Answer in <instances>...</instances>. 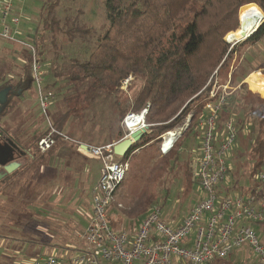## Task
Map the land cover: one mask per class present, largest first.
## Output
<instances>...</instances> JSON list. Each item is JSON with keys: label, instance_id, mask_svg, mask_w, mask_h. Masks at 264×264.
Here are the masks:
<instances>
[{"label": "rangeland", "instance_id": "obj_1", "mask_svg": "<svg viewBox=\"0 0 264 264\" xmlns=\"http://www.w3.org/2000/svg\"><path fill=\"white\" fill-rule=\"evenodd\" d=\"M106 1L18 0L16 10L21 16V25H27L25 26L24 41L36 45L35 48L38 49L35 40L37 37H41L42 46L38 50L42 53L41 55L46 61L44 65H47L48 68L46 70L42 64L46 73L42 87L44 91H52L54 97L50 107L43 111L39 104L38 86L33 79L32 89L24 91V94L36 99V107L28 117L21 116V109H18L21 100L16 97L18 94L16 87L20 82L16 79H10L9 76L11 73L14 74V71L0 63V88L4 86H13L14 88L7 109L0 118V129L4 127V117L11 112L13 116L11 122L7 124L11 130L9 131L13 132L14 127H16L15 137L23 143H31L32 139L28 137L30 133L25 134V136H22L25 131L19 133V124L33 117L36 125L48 127L50 121L59 131L55 126L57 115L66 113L71 109L72 116L67 120L63 129V133L70 140L62 138L57 140L56 138V144L51 152L58 151L60 153L61 150L62 153L67 151L78 154L77 142H84L91 146H107L120 142L121 135H123V139L126 138L128 130L124 120L129 114L134 113L132 104L144 87V81L130 76L122 83V88L97 90L89 98L85 92L90 83L72 80L74 75L80 74L78 62L83 63L88 60L96 48L98 39L109 28L105 9ZM52 3H55V8L53 14L49 15L50 13L46 8ZM241 9L242 7L239 10V15ZM53 19L58 22V26L53 25L51 21ZM72 24L82 26L83 29L89 31V34L77 35L72 39L65 32L67 25ZM240 25L238 16L239 31H241ZM226 37L227 35L225 41L231 46V49H235V53L220 72L214 73L208 83V90L192 105L184 124L191 121L190 125H194L197 116L201 115L200 112L202 114L207 113L203 107L210 100L212 90L215 92L225 91L232 103L234 111L232 116L236 122L239 121L238 115L246 117L248 126L251 125V133L254 126L258 129L259 120H261L257 118V113H251V109L255 108L257 111L263 109L264 85L262 92L255 91L251 81L248 82L247 79L257 73L264 76V38L259 43H253L247 41L248 39L228 42ZM25 54L28 59L29 51ZM27 70L28 64L26 63L23 77ZM146 125L150 127L147 121ZM195 128L193 126V129ZM244 133L243 131L238 135L237 144L241 142L242 149L247 150V154L237 153V156L232 157V160L234 159L236 166L233 173L236 182L243 186L246 181L247 185H244V189H247V186L254 187V183L253 178H250L253 165L247 164L246 161L250 157L248 151L250 133ZM151 134L152 130L149 128L147 135ZM190 140L196 147L199 138L191 136ZM159 142L157 140L148 146L136 149L127 159L129 170L126 180L118 189L109 211V217L115 229L123 226L122 229L130 233V230L135 228L139 219L138 212L142 209L141 203L148 198L150 193L154 194L153 205L159 203L163 205V219L170 225L172 218L183 216L192 205L196 204L201 190L198 181L194 178L195 172L191 167V158L187 153H184L178 161L169 163L163 157L164 155L158 151ZM32 149L34 152L43 153L36 143L32 145ZM29 169H35V166L26 169V176H21L20 183L14 188L6 182L0 183V236L1 238L4 236L6 239L3 238L2 240L8 242L9 246L15 245L24 254L29 250V247L35 246V256L48 257L49 251H52L51 254L54 256H59V247L68 243L79 246V250H75L77 253L86 251L88 245L84 235L76 234L75 224L67 225L66 222L63 224L62 220L65 218L63 215L59 216V221L56 223L58 227L63 228L64 232L62 233L54 227V222H50V219L54 220V216L47 214L45 205L55 195H60L62 191L54 185L50 188L47 187L46 190H37V177L30 173ZM10 254L13 259L7 264H30L34 260L29 257L30 255H25L26 260L21 263L23 256L19 255L20 253L12 252V248ZM252 259L253 255L250 249L245 246L240 254L233 257L232 260L236 264H249Z\"/></svg>", "mask_w": 264, "mask_h": 264}, {"label": "trees", "instance_id": "obj_2", "mask_svg": "<svg viewBox=\"0 0 264 264\" xmlns=\"http://www.w3.org/2000/svg\"><path fill=\"white\" fill-rule=\"evenodd\" d=\"M54 5L52 3L46 8L49 15L53 14ZM105 9L109 28L98 39L88 60L78 62L80 74L74 75L72 80L90 83L85 92L89 98L97 90L122 88V83L130 76L144 81V87L132 104V111L138 114L149 106L146 121L152 134H146L121 158L122 163H127L136 149L160 141L164 134L184 124L192 105L208 90V83L214 73L220 72L235 53V49H231L225 41V36L239 31L238 16L241 23L254 9H259L264 15V0H107ZM51 21L58 26L55 19ZM260 26L247 41H262L264 23ZM65 32L72 39L77 35L89 34L88 30L78 24L67 25ZM40 40V36L35 40L38 49L42 46ZM38 49L36 48L40 62L44 65L46 61ZM27 62L28 70L16 87L18 93L30 89L33 83L30 54ZM44 68L47 70V65ZM6 87H1L0 90ZM6 109L7 106L2 115ZM251 111L261 119L258 129L254 126L249 138L250 157L247 162L253 165L250 174V178H253L264 171V107L260 111L255 108ZM233 112L229 98L217 122L219 131L233 117ZM71 116V109L57 115L55 126L59 132L63 133ZM238 117L237 126L241 134L249 126L246 117ZM196 120L182 134L175 148L163 156L166 161L172 163L180 159V150L187 137L193 133ZM45 135L35 141L36 145ZM121 139L123 135L120 136L119 140ZM237 190L247 193L253 189L239 187ZM262 197L263 195L259 196ZM153 201L154 194L150 193L141 203L138 220L147 215ZM109 220L113 225L110 217ZM256 225L264 227V223L252 226L256 229ZM225 260H214L208 264H222Z\"/></svg>", "mask_w": 264, "mask_h": 264}, {"label": "built area", "instance_id": "obj_3", "mask_svg": "<svg viewBox=\"0 0 264 264\" xmlns=\"http://www.w3.org/2000/svg\"><path fill=\"white\" fill-rule=\"evenodd\" d=\"M18 0H0V37L14 41L22 36L21 16L17 13ZM30 53L31 70L39 90V104L46 111L54 93L44 91L45 77L35 46L21 41ZM228 94L210 92L205 105L206 114L196 120L200 134V158L196 162L194 178L198 181L201 194L180 225L174 227L163 219V205L155 204L140 220L138 230L131 238L125 230H116L109 220V211L114 198L129 170L113 152L115 144L87 146L86 151L101 161V178L93 198V219L84 233L88 249L84 252H65L61 256L34 258L30 264H208L224 260L247 246L253 259L249 264H264V240L252 226L264 223V171L253 177L254 187L247 193L220 196L218 188L229 182L232 168L229 158L238 141L239 129L236 119L231 117L218 130L217 122ZM149 106L140 114H129L124 124L127 137L137 130L149 129L146 116ZM140 119L136 126L129 121ZM189 121L161 137L160 152H171L182 134L188 129ZM46 135L38 142L41 152L51 150L56 138L70 140L57 131L49 121ZM263 195L262 198L259 196Z\"/></svg>", "mask_w": 264, "mask_h": 264}, {"label": "crops", "instance_id": "obj_4", "mask_svg": "<svg viewBox=\"0 0 264 264\" xmlns=\"http://www.w3.org/2000/svg\"><path fill=\"white\" fill-rule=\"evenodd\" d=\"M25 26L27 25L23 24L20 26V30L22 31L23 34L14 41H7L0 37V63H3L5 67L8 66V69H12L14 71V74L11 73L9 78L16 79L19 82L22 80L26 63L28 64L25 54L28 50L25 49V47L22 44H20L21 41L25 40L24 39L25 31H26ZM2 71L4 70L2 69ZM257 74L260 76L259 85L253 84L251 79L253 75H251L247 79V81L248 80H249L248 82L251 81L253 90L262 92V87L264 85V76H262L259 73ZM32 87L33 86H31L30 89H32ZM8 88H11L9 94V98H10L13 95L14 88L13 86H8ZM16 97L17 98L19 97L21 100V103L18 107V109H21L20 110V112L22 113L21 116H24L26 118L29 115H31L32 110L36 107V99L32 97H27L26 94H24V92L23 93L19 92ZM12 114L13 113L9 112V114L4 117L3 120L4 127L1 128V131L5 133L9 139V142H7V144L4 145L5 148L7 147V145L12 146L11 142L20 148L19 151H14L15 152L14 154L17 155V161L21 164V166L18 169H16L11 175L8 176L11 177L12 179H9L7 177L3 180V182L6 181L7 184H11L12 188H14L16 187V185L20 183L21 176H26L25 175L26 169L30 168L31 166H35V169H29V170L30 173H33L34 176L37 177L36 179L37 190H42V189L46 190L48 189L47 187L50 188L52 187V185H54L57 187V189L62 191L60 195L58 194L55 195L54 198H51V200L45 205L47 214H49L50 216H54V220L50 219V222L51 221L54 222V227L63 233L64 232L63 228L61 226L58 227V224L56 223L57 221H59V216L63 215L65 218V220H62L63 224L64 222H66L65 224L67 225H70L71 223L73 225L75 224L77 230L76 234L84 235L86 229L89 227L93 219V198L99 180L101 178V167H102L101 161L99 159L93 158L89 153H87L86 147L91 145L77 141L76 142L78 144L76 146V149L78 154L70 153L67 151H64L66 153H62L61 150L60 153H58V151L51 152L54 149V147L46 153H40L39 151L34 152L32 149V145L36 143L35 141L38 138H40L43 134L47 133V128L44 125H40V124L36 125L35 119H33V117L28 119L26 122L23 121V123L19 124L18 131L19 133L25 131L24 135L22 136H25V134L30 133L28 137H31L32 139L31 143H26V142L23 143L19 141L14 135V131L16 127H14L13 132H10L11 130L7 125L9 122H11V118L13 116ZM30 120L32 121L31 123L29 122ZM35 126L36 128H34ZM250 126L251 125H249L248 129L244 131L245 132L244 134L250 133ZM63 134L65 135V133ZM191 136H193V138L195 137L199 138V142L197 143L196 147H194L195 144L190 140ZM72 142L74 143L75 141ZM199 143H200V134L197 128H195L193 130V133L187 137L185 144L180 150L182 154L187 153L189 158H191L190 163L193 172L196 167V162L200 158ZM160 145H161V140L158 146L159 152H160ZM248 151L250 154V143L248 145ZM16 152L18 153L23 152V154L21 153L20 155H18L16 154ZM237 153H242L243 155L247 154V150L244 151L242 149L241 142L236 145L232 155L229 158V165L232 168L231 173H234L236 170L234 159L232 160V157H236ZM246 161H248V159ZM244 185L245 186L247 185L246 181ZM244 185L242 186L239 183H236V180L233 179L231 174L229 182H227L226 184H221L218 188V192L219 195L223 197H225L226 195H234L240 193L238 192L237 189L239 187L244 188ZM247 188L249 187L247 186ZM194 205H192L189 208L188 212H186V214H184L183 216L172 218L171 225H173L174 227L180 225V223L188 215V213L191 211ZM140 220L136 222L135 228L133 230H130L131 232L129 233V235L131 238L138 230ZM256 226H257L256 231L260 233V235L264 240V227H261L260 225H256ZM122 228L123 226L119 227V229L116 230H123ZM3 238H1L0 236V264H7L13 259L11 258V254H10L11 248H12V252L14 251L17 254L20 253L19 255L23 256V260L21 263L25 262L26 260L25 255L26 256L30 255L29 257L33 259L46 258L45 256H35V248H36L35 246L33 248L29 247V250L24 254V252H22V250L20 252L19 249L15 247V245L9 246L8 242L6 243L2 240ZM59 248H60L59 256L63 255L65 252L72 253L79 250L78 245L71 243H68L63 247H59ZM51 252L52 251L48 252L49 256L53 255L51 254ZM240 252L241 251L236 252L235 253L236 255L233 254L234 256H231L230 258L226 259L225 261H223L222 264H236L232 259L233 257L238 256ZM176 263L181 264L179 262Z\"/></svg>", "mask_w": 264, "mask_h": 264}, {"label": "water", "instance_id": "obj_5", "mask_svg": "<svg viewBox=\"0 0 264 264\" xmlns=\"http://www.w3.org/2000/svg\"><path fill=\"white\" fill-rule=\"evenodd\" d=\"M258 31V30H257ZM257 31H255L252 35L245 38V40L249 39L253 36ZM239 42V41H237ZM11 88H4L0 90V118L8 104L9 101V94ZM148 128L141 129L134 131L130 137L123 139L122 141L118 142L113 147V152L117 157L124 158L132 149L133 147L142 140V138L147 134ZM12 146H8L4 149L1 148L0 151V182H2L5 178L11 175L16 169H18L21 164L17 161V155H15L14 151H19L20 148L12 143ZM18 153V152H16ZM23 154V152H21Z\"/></svg>", "mask_w": 264, "mask_h": 264}, {"label": "bare ground", "instance_id": "obj_6", "mask_svg": "<svg viewBox=\"0 0 264 264\" xmlns=\"http://www.w3.org/2000/svg\"><path fill=\"white\" fill-rule=\"evenodd\" d=\"M264 22V16L263 14L257 10L254 9L250 12V14L241 21V31L238 33L231 32L227 35L226 40L228 42H235V41H242L245 40L246 37L252 35L257 28ZM252 82L254 85H259L260 82V76L258 74H255L251 77ZM260 87V86H259ZM140 119H135L133 121H129V127L136 126L137 122Z\"/></svg>", "mask_w": 264, "mask_h": 264}, {"label": "flooded vegetation", "instance_id": "obj_7", "mask_svg": "<svg viewBox=\"0 0 264 264\" xmlns=\"http://www.w3.org/2000/svg\"><path fill=\"white\" fill-rule=\"evenodd\" d=\"M7 142H9V139H8V136L5 134V133H3L2 131H1V129H0V147L1 148H3L4 149V145L5 144H7ZM0 148V149H1ZM16 154H18V155H20L21 153L19 152V153H16ZM20 157V156H19ZM1 183V182H0Z\"/></svg>", "mask_w": 264, "mask_h": 264}]
</instances>
